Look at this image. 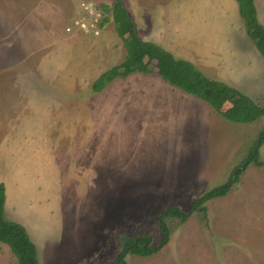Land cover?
<instances>
[{
    "label": "rangeland",
    "instance_id": "1",
    "mask_svg": "<svg viewBox=\"0 0 264 264\" xmlns=\"http://www.w3.org/2000/svg\"><path fill=\"white\" fill-rule=\"evenodd\" d=\"M89 2L102 13L98 35L88 29ZM115 2L0 0V184L5 217L25 227L39 264H111L125 239L143 235L156 245L159 213L187 212L227 182L264 130V117L230 122L156 74L133 73L93 93L94 81L127 55L111 14L99 24ZM122 2L139 11L143 27L163 12L165 45L176 57L197 59L205 75L264 105V56L235 0ZM255 5L264 26V0ZM174 21L187 33L182 45L173 41ZM199 21L202 33L222 40L218 59L194 53L203 49L188 36ZM259 154L264 162V145ZM205 207L184 223L169 219V243L125 264H264L263 168L250 165ZM0 264H18L2 243Z\"/></svg>",
    "mask_w": 264,
    "mask_h": 264
},
{
    "label": "trees",
    "instance_id": "2",
    "mask_svg": "<svg viewBox=\"0 0 264 264\" xmlns=\"http://www.w3.org/2000/svg\"><path fill=\"white\" fill-rule=\"evenodd\" d=\"M244 22L245 32L256 49L264 56V26L259 22L255 0H235ZM105 16L100 26L109 22V13L115 30L127 51L123 62L113 66L92 84V92H102L113 80L125 78L133 73L156 74L165 82L196 97L233 123L251 124L264 117V105L256 104L249 96L224 82L205 75L190 61L176 58L161 46L143 41L137 34L136 26L122 0H116L112 8L104 6ZM264 145V130L250 147L242 162L234 168L228 181L204 193L192 202L189 211L176 206L164 209L157 216V226L161 238L153 245V238L147 235L127 238L116 259L111 264H125L128 256L149 257L158 253L170 241L169 219L186 222L193 213H205L206 203L224 198L238 183L239 177L250 165L264 169L259 160L260 148ZM6 188L0 184V243L6 244L16 257L18 264H39L38 251L25 227L8 221L5 217Z\"/></svg>",
    "mask_w": 264,
    "mask_h": 264
},
{
    "label": "crops",
    "instance_id": "3",
    "mask_svg": "<svg viewBox=\"0 0 264 264\" xmlns=\"http://www.w3.org/2000/svg\"><path fill=\"white\" fill-rule=\"evenodd\" d=\"M195 8H197V5L194 6V9ZM127 10L129 12L131 18L133 19L134 23H135L136 31H137V34L139 37H141L144 41L146 40V42L156 43V44L164 47L165 50H169V52L175 56V53H174L175 50L173 51L172 47L169 48L165 45V42H167V40H166V35L164 33H162V31H163L162 23L164 22L163 21V19H164V16H163L164 13L163 12L158 13L156 15V17L153 18V19H155V21L153 22L154 27L151 28L148 26L143 27V21L139 18V16H141V14L139 13V11L137 9H133V8L129 9L128 8ZM198 12L202 13V11H199V10H198ZM166 15H167V13H166ZM169 18H171V17H169ZM172 24H173V31H174L173 41L176 43L175 46H177L178 44L182 45L184 42H186L185 40L187 39V33L181 32L177 29L178 21H174V22H172ZM197 25L198 26L196 27L194 32L192 34H190L188 37H189V39H192L193 43L196 42V44H199V48H202L203 50H196L197 47H195L193 50L194 53L198 54L201 61H205L204 60L205 56H207V58L209 60L214 58V57H216V59H218L217 51L219 50V40L220 41H222V40L219 39L217 35L211 36V35H208L206 33H202V31H201L202 26H201L200 21L198 22ZM176 58H178V57H176ZM183 59L192 62L198 68L201 67V65L199 64V61H197V59H195V58L188 57V58H183Z\"/></svg>",
    "mask_w": 264,
    "mask_h": 264
},
{
    "label": "built area",
    "instance_id": "4",
    "mask_svg": "<svg viewBox=\"0 0 264 264\" xmlns=\"http://www.w3.org/2000/svg\"><path fill=\"white\" fill-rule=\"evenodd\" d=\"M96 6L93 4V3H86L85 5H84V7H83V10L84 11H87V13H88V15H90V17L93 19H95V17L93 16L94 14H96L97 15V18L94 20L93 19V21L91 22V27H88V29L89 30H91V31H93V33L95 34V35H98L99 34V32H100V30L99 29H97V26L94 24V21L95 22H98L99 21V17H101L102 16V13H96L95 11H94V9L93 8H95ZM100 24V23H99Z\"/></svg>",
    "mask_w": 264,
    "mask_h": 264
}]
</instances>
